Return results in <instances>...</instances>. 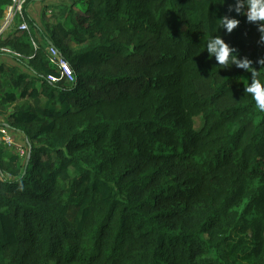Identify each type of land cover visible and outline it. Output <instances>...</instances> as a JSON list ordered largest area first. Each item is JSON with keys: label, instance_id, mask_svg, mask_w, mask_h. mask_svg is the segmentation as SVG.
I'll list each match as a JSON object with an SVG mask.
<instances>
[{"label": "trees", "instance_id": "obj_1", "mask_svg": "<svg viewBox=\"0 0 264 264\" xmlns=\"http://www.w3.org/2000/svg\"><path fill=\"white\" fill-rule=\"evenodd\" d=\"M33 1L0 37L31 146H0V264H264V0Z\"/></svg>", "mask_w": 264, "mask_h": 264}, {"label": "built area", "instance_id": "obj_2", "mask_svg": "<svg viewBox=\"0 0 264 264\" xmlns=\"http://www.w3.org/2000/svg\"><path fill=\"white\" fill-rule=\"evenodd\" d=\"M13 3L7 7L5 10V15L3 17V21L0 25V37L5 34L10 28H12L15 24L17 16H21L24 12V4L26 0H13ZM20 29L27 30L28 25L25 22H21ZM51 62L55 63L58 68L60 69L61 75L60 77H55L53 75L48 76L49 80L52 82H57L60 79H65L67 82L74 81L75 76L73 74L72 68L69 62L62 57L60 52L52 47L51 48ZM25 140H20L15 135L14 130H11L8 125H1L0 126V146L7 145L9 147H14L18 149L17 151L20 156L24 157L25 153L29 154V143L26 138ZM23 142L25 143L23 144ZM26 156V155H25Z\"/></svg>", "mask_w": 264, "mask_h": 264}, {"label": "rangeland", "instance_id": "obj_3", "mask_svg": "<svg viewBox=\"0 0 264 264\" xmlns=\"http://www.w3.org/2000/svg\"><path fill=\"white\" fill-rule=\"evenodd\" d=\"M42 2L40 5H39V8H41L40 9V11L38 12V14H40V12L42 13V11L45 9V10H47V13L49 12V10H52V11H54L55 10V8L58 6V5H60V4H62V3H67L69 0H52L51 2H50V0H35V1H33L32 2V4L27 8V10L29 11V13H30V15L33 17L34 16V14L35 13H33L32 12V10L33 9H35V10H38V2ZM50 4L51 5H54V7H52L51 9H49L50 8ZM51 11V12H52ZM34 18V17H33ZM38 20V19H37ZM3 21V20H2ZM40 22V21H39ZM20 24H21V22L19 21V20H17L16 22H15V24H14V26L12 27V29H15L17 26H20ZM226 50L227 51H232L231 50V48L230 47H226ZM5 52L7 51V50H4ZM8 56H10V55H8V52L7 53H4L3 55H0V61H2L3 62V60H5L4 62H7V63H11L10 61H9V59H7L8 58ZM12 64V63H11ZM69 82H72V81H69ZM11 109H12V107L11 108H9V112H11ZM9 112H7V113H5V114H1L2 116H3V119L2 120H0V125H1V123H3L4 121H6V118H7V115H8V113ZM14 151H19L18 149H14ZM25 155H27L26 153H25ZM25 155H24V157H25ZM0 175H1V173H0Z\"/></svg>", "mask_w": 264, "mask_h": 264}, {"label": "crops", "instance_id": "obj_4", "mask_svg": "<svg viewBox=\"0 0 264 264\" xmlns=\"http://www.w3.org/2000/svg\"><path fill=\"white\" fill-rule=\"evenodd\" d=\"M47 1H48V0H47ZM51 1H52V0H50V2H51ZM41 3H42L41 1L37 3V4H38V6H37V7H38V10H35V9L32 10V12L35 13L33 17L36 18V19H38V21L41 20V15H42V13H43V11H42V13L40 12V14H38V12H39L40 9H41V8H39V5H40ZM31 4H32V3H31ZM31 4H30V5H31ZM53 6H54V5H51V4H50V8H49V9H51ZM51 11H52V10H49V12H48L47 14H52L53 11H52V12H51ZM46 12H47V11H46ZM2 20H3V19H2ZM1 23H2V21H1ZM12 31H13V29L10 28L7 32H12ZM7 59H9V61H10L11 63H13V60H12L11 57L8 56ZM4 61H5V60H3V62H4ZM2 119H3V116H0V120H2ZM6 121H7V120H6ZM6 121H4L3 123H1V125H5V126L8 125ZM1 125H0V126H1ZM8 127H9V125H8ZM13 130H14L15 135L17 136L18 139L23 140V141L25 140V139H24L25 136H24L23 132H21L20 130H15V129H13ZM25 141H26V140H25ZM24 143H25V142H23V144H24ZM25 145H26V143H25ZM29 148H30V147H29ZM29 152H30V150H29ZM28 155H29V154H28Z\"/></svg>", "mask_w": 264, "mask_h": 264}, {"label": "water", "instance_id": "obj_5", "mask_svg": "<svg viewBox=\"0 0 264 264\" xmlns=\"http://www.w3.org/2000/svg\"><path fill=\"white\" fill-rule=\"evenodd\" d=\"M30 151H31V146H30ZM30 158H31V152H29V155H28L27 165L29 164Z\"/></svg>", "mask_w": 264, "mask_h": 264}]
</instances>
